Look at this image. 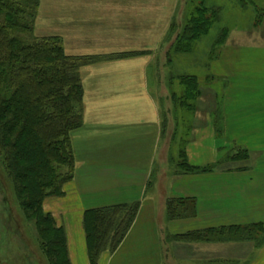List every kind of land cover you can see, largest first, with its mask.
Returning <instances> with one entry per match:
<instances>
[{"label":"crops","instance_id":"crops-1","mask_svg":"<svg viewBox=\"0 0 264 264\" xmlns=\"http://www.w3.org/2000/svg\"><path fill=\"white\" fill-rule=\"evenodd\" d=\"M213 3L222 8L218 25L229 37L198 68L202 95L190 126L175 110L172 148L164 147L161 77L149 74L153 58H109L80 71L84 125L73 134L77 175L64 197L45 203L66 231L71 264H90L87 210L135 203L140 209L130 232L100 264H264V20L253 29L252 18L242 24L234 15L247 6L252 15L264 10V0ZM115 37L124 43L68 55L135 52L127 34ZM178 133L188 134L184 147ZM183 152L194 172L170 168ZM171 199L192 201L194 209L171 219ZM192 233L208 239L185 238Z\"/></svg>","mask_w":264,"mask_h":264},{"label":"trees","instance_id":"trees-1","mask_svg":"<svg viewBox=\"0 0 264 264\" xmlns=\"http://www.w3.org/2000/svg\"><path fill=\"white\" fill-rule=\"evenodd\" d=\"M215 1L193 0L188 19L171 45V49L175 45L173 61L181 60L184 72L179 70L175 75L172 89L167 90L170 95L162 101L166 105L162 106L163 138L168 141L174 135L170 136L167 128L174 124L175 110L177 117L181 113L184 121L187 120L184 125L190 126L189 118L202 95L199 77L191 72L196 67L192 58L198 46L218 26L219 32L208 56L211 59L227 38L229 29L218 25L222 8L217 7ZM39 9L40 0H0V153L4 155L8 176L18 186L17 193L26 198L23 209L35 215L37 226L42 228L45 255L52 264H71L66 231L57 227L50 214L43 212V205L47 198L64 197L65 187L75 180L77 159L72 135L84 125L80 71L101 58L68 56L59 37H35ZM256 13L260 16L264 10ZM25 35L31 36L32 42L27 43L23 39ZM118 56L115 58H130L137 53ZM161 87L166 94L164 81ZM183 156L184 152L177 172H194ZM139 209L140 204L135 203L84 213L90 264H100L105 253L113 254L118 250L136 221ZM167 209L169 217L177 219L184 216L185 211H193L194 203L171 199ZM206 235L192 233L185 238L206 240Z\"/></svg>","mask_w":264,"mask_h":264},{"label":"rangeland","instance_id":"rangeland-1","mask_svg":"<svg viewBox=\"0 0 264 264\" xmlns=\"http://www.w3.org/2000/svg\"><path fill=\"white\" fill-rule=\"evenodd\" d=\"M192 1L40 0L39 18L35 23V37H59L62 39L68 55V51L72 52L75 48H86L88 46L95 48L97 45L102 44L120 46L124 43V40L120 41L121 39L115 36L127 34L129 37L127 43L129 50L137 53V56L134 57L145 56L150 60L153 58L149 74L153 77V74L158 72L164 81V90H166L164 92L166 94H161V101H164L170 95L167 94V90L172 89V86H170L171 75H174V71L180 70L183 72L181 60H176L175 63L173 61L175 45L172 49L171 45L188 19ZM104 5H106V9H101L105 7ZM247 9L250 8L247 6L241 12L234 11L237 20H243H238V23L244 24L245 20L246 24L252 18L254 24L252 28H258L260 26L258 24L263 23L264 13L260 16L256 15L257 13L252 15ZM217 27L213 29L206 40L200 43L195 56L192 58L196 67L193 66L191 72L196 73L198 76H204L198 66L205 68L204 65L208 62L211 45L217 35L214 36L213 32L218 30ZM228 37L229 32L227 38L219 44L215 51L221 49L227 43ZM23 39L30 43L33 38L25 35ZM215 51L210 57H215ZM115 57H119L118 54L99 58L101 60H108L109 58L115 60ZM99 62L97 60V62L84 68L95 66ZM156 82L155 80L154 84ZM161 103L162 106L165 105L164 102ZM163 110L162 113H164ZM162 125L164 129V122ZM174 127L175 121L173 126L167 128L170 136L175 131ZM186 130L188 132V128ZM187 137L188 134L186 133L183 134V137L178 133L177 141L182 142L184 147ZM10 139L13 140V138ZM172 140L173 138L169 141L166 138L163 139L164 147L170 146L172 148ZM75 150L76 146H74V152ZM169 166L172 170H177L174 163L169 162ZM76 167L78 168V163ZM62 171L65 172L66 170L63 169ZM17 188L16 183L8 176L4 155L0 153V264H52L42 248L44 243L41 237L42 228L37 226L35 215H31L30 212L27 213L23 209V201L26 198L17 193ZM50 198L45 200L43 212L50 214L55 219L58 227L59 224L56 218L45 207L46 201Z\"/></svg>","mask_w":264,"mask_h":264}]
</instances>
